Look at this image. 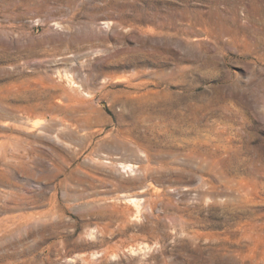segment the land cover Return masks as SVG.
Returning <instances> with one entry per match:
<instances>
[{
    "label": "rangeland",
    "instance_id": "1",
    "mask_svg": "<svg viewBox=\"0 0 264 264\" xmlns=\"http://www.w3.org/2000/svg\"><path fill=\"white\" fill-rule=\"evenodd\" d=\"M0 264H264V0H0Z\"/></svg>",
    "mask_w": 264,
    "mask_h": 264
}]
</instances>
